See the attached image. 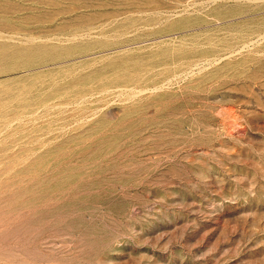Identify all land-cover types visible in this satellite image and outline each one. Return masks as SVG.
Returning a JSON list of instances; mask_svg holds the SVG:
<instances>
[{
	"label": "rangeland",
	"instance_id": "374dc122",
	"mask_svg": "<svg viewBox=\"0 0 264 264\" xmlns=\"http://www.w3.org/2000/svg\"><path fill=\"white\" fill-rule=\"evenodd\" d=\"M0 264H264V0H0Z\"/></svg>",
	"mask_w": 264,
	"mask_h": 264
}]
</instances>
